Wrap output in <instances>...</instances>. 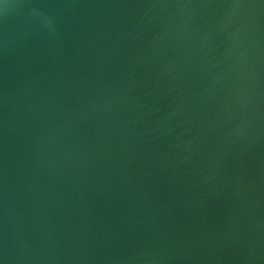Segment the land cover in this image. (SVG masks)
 Listing matches in <instances>:
<instances>
[{"label":"water","instance_id":"obj_1","mask_svg":"<svg viewBox=\"0 0 264 264\" xmlns=\"http://www.w3.org/2000/svg\"><path fill=\"white\" fill-rule=\"evenodd\" d=\"M0 264H264V0H0Z\"/></svg>","mask_w":264,"mask_h":264}]
</instances>
